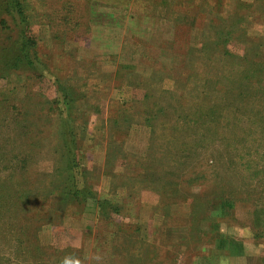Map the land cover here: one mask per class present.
I'll return each instance as SVG.
<instances>
[{"label":"rangeland","instance_id":"1","mask_svg":"<svg viewBox=\"0 0 264 264\" xmlns=\"http://www.w3.org/2000/svg\"><path fill=\"white\" fill-rule=\"evenodd\" d=\"M23 2L33 67L6 68L0 26V264H260L264 141L240 143L264 106V0ZM64 121L97 194L67 205Z\"/></svg>","mask_w":264,"mask_h":264},{"label":"trees","instance_id":"2","mask_svg":"<svg viewBox=\"0 0 264 264\" xmlns=\"http://www.w3.org/2000/svg\"><path fill=\"white\" fill-rule=\"evenodd\" d=\"M7 3H5L4 8L0 10V14H6L9 16V18L12 21V26L9 28V26H3L5 25L3 22V19L1 20L0 26L3 28L2 30L10 29L9 32H13L14 34L17 33V40L13 47L11 48L10 54H8V58L6 59V63L4 65L6 68L9 69H15V68H22L24 66L33 67L34 66V60L35 55L33 56L31 50L34 48L35 40L29 36V18L26 15L25 8L26 5L24 4L23 0H6ZM0 27V28H1ZM264 44L258 46V48H262ZM264 48V47H263ZM257 51V48L254 50L255 53ZM227 52V51H226ZM228 55L230 52H227ZM258 54V53H257ZM12 57V58H10ZM34 58V60H33ZM11 61V62H10ZM262 64V63H261ZM264 65V64H263ZM255 69H257L255 67ZM264 72V67L261 69ZM249 78L253 77V74L249 73ZM65 98L69 102V94H64ZM262 105H264V99L261 100ZM74 104V103H72ZM73 109V106H71ZM255 112V113H253ZM154 117H157L154 116ZM247 119L250 120L251 124L253 125V129L251 128L250 131L247 134V138L244 139V141L248 142H241L240 144H244V147H248L249 145H252L251 142L259 144L261 141H264V106L261 108V110H255L251 111V113H248V116H245ZM61 132H62V141L61 146L59 145V161H57L55 170L57 171V174L59 176V183H58V193L59 200H61L63 205H67L69 202L75 201V200H82V199H88V198H95L97 194L93 192L90 188L84 186L80 188L77 184V178H76V172L79 168V158H78V140L76 139V130L73 128L72 124H69L68 121H64L61 125ZM236 130V129H235ZM239 131L247 132L243 129H239ZM246 144V145H245ZM254 146V145H252ZM254 156V154H251V157ZM242 167H245L246 169L250 168L249 164L245 161L240 164ZM147 170V172H146ZM154 170H151L149 168L145 169L141 174L146 175L147 173L150 175H153ZM262 176V177H261ZM255 177H258L259 179H264V169L259 170L255 173ZM260 182V181H259ZM264 184V181H262ZM261 189L264 188L260 186ZM224 196H227L225 194H221ZM232 197L233 194L231 195ZM262 196H258L257 198H250L248 201H253V203L256 206V209L254 212H250L251 216H254L253 225H251V233L254 234V237H259L264 235V230H261L259 228L261 222L264 223V220H259L260 216L264 212V204L261 201ZM210 205V203H208ZM243 228L246 227L245 225L241 224ZM263 226V224H262ZM263 229V228H262ZM247 258L249 257L248 254H246ZM246 258V259H247ZM264 264V258L261 257V263Z\"/></svg>","mask_w":264,"mask_h":264}]
</instances>
